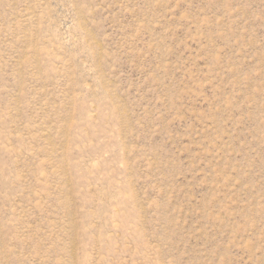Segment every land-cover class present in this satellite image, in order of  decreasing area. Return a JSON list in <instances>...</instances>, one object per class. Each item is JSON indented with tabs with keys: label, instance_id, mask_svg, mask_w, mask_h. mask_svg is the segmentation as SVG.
<instances>
[{
	"label": "rangeland",
	"instance_id": "rangeland-1",
	"mask_svg": "<svg viewBox=\"0 0 264 264\" xmlns=\"http://www.w3.org/2000/svg\"><path fill=\"white\" fill-rule=\"evenodd\" d=\"M0 264H264V0H0Z\"/></svg>",
	"mask_w": 264,
	"mask_h": 264
}]
</instances>
